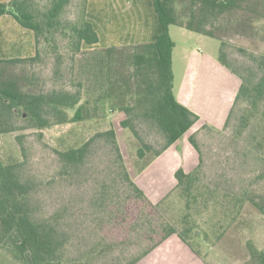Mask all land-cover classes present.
Segmentation results:
<instances>
[{
	"label": "rangeland",
	"instance_id": "374dc122",
	"mask_svg": "<svg viewBox=\"0 0 264 264\" xmlns=\"http://www.w3.org/2000/svg\"><path fill=\"white\" fill-rule=\"evenodd\" d=\"M51 1L29 0V3L40 11ZM258 1L264 0H242L243 12L217 14L209 20V27L224 42L228 61L240 81L239 73L254 76L257 66L254 57L264 54V17L257 19L253 10ZM85 11L86 0H70L62 15L64 26L53 29L49 39L45 37L41 42V59L11 65L10 72L30 91L80 90L82 99L74 109L68 110L69 117H73L87 97L92 99L89 108L94 117L56 123L41 130L21 128L0 134V154L4 161L23 160L26 178L38 186L35 198L39 214H57L60 226L67 231L66 253L77 258L100 244L105 248L95 264H132L161 236L162 224L174 223L183 231L185 224L181 218L188 213L187 225L201 235L193 240V246L210 264H263L260 252H264V212L252 202L264 200V126L258 122L260 115L259 119L242 125L246 104L241 102L226 128L225 124L220 131H212L204 128V124L196 131H200L197 136L200 149L193 145L189 135L199 161L201 156L203 161L193 194L186 196L176 189L174 174L171 180L166 176V186H160L161 178L151 164L166 150L156 158L152 151L139 159L140 138L121 124L126 114L110 107L106 100L95 101L99 91L94 86L93 67L88 63L94 55H100L86 44L82 53L73 51L67 26L83 19ZM170 34L175 41L174 92L178 96L189 64L196 61L194 51L219 61L221 42L179 25H171ZM141 122H137L140 137L155 149H161L162 134L156 127ZM17 125L24 127L26 122L19 119ZM110 129L116 131V141L132 179L154 204L159 203L157 206L133 194L130 184L120 174L114 147L100 137L91 145L86 163L78 172L71 174L62 169L58 150L79 146ZM20 141L25 146L23 155ZM258 143L262 146L257 149ZM174 154H169L168 159L175 171L177 163L185 160V154ZM150 159L152 162L142 169ZM242 190L246 196L239 208L235 197ZM171 237L180 238L178 234ZM162 244L141 256L136 264H149L148 257L160 254Z\"/></svg>",
	"mask_w": 264,
	"mask_h": 264
},
{
	"label": "trees",
	"instance_id": "16d2710c",
	"mask_svg": "<svg viewBox=\"0 0 264 264\" xmlns=\"http://www.w3.org/2000/svg\"><path fill=\"white\" fill-rule=\"evenodd\" d=\"M69 2L70 0H52L45 10L37 11L30 5L29 0L0 1V16L6 13L11 14L22 26L33 30L37 45L33 56L0 57V134L14 132L21 128L41 130L56 123L76 122L94 117L89 108L92 102L91 97H87L83 103H80L73 117H69L68 110L74 109L82 99L83 95L80 90L54 89L47 93L30 91L25 88L18 76L10 72L11 65L33 63L41 59V42L45 37L49 39L48 34L53 29L64 26L62 15ZM153 2L161 25V33L156 40L95 48L93 53H98L100 56L94 55L88 63L93 67L96 77L94 86L99 91L98 96L94 97L95 101L106 100L110 103V107L126 114L121 124L140 138L139 159H144L147 153L152 151L156 158L182 139L200 119L199 114L179 101L174 92L173 50L175 41L171 37L170 26L179 25L200 34L218 38L221 42L219 61L237 74L228 61L227 52L223 47L224 42L209 27V20L211 16L214 17L217 14L244 11L242 0H153ZM10 6L15 11L9 9ZM257 6L260 7L259 10ZM256 7L253 8L256 18H263L264 1L261 3L258 1ZM67 28L72 38L75 54L84 51V44L93 45L100 40L93 24L86 18V11L83 19L70 22ZM254 60L257 66L253 77L239 73L241 84L225 128L233 119L241 102L246 104L243 109L245 114L242 117V125L246 126L260 115L258 122L262 127L264 126V54L254 57ZM19 119L26 122L24 127L17 125ZM140 121L156 127L162 134L164 144L161 149H155L140 137L137 130V122ZM204 128L220 131L210 124H205ZM199 133L200 131L190 136V141L198 149H200L197 137ZM99 137L110 142L114 147L120 174L130 184L133 194L147 200L152 206H157L159 203L154 204L132 179L124 164L114 129L99 132L79 146L58 150L62 169L71 174L78 172L86 163L91 145ZM18 138L21 139V136ZM20 144L23 155L25 146L23 141H20ZM260 146L262 145L258 143L255 148L258 149ZM154 158L151 159L154 160ZM151 159L145 161L142 169L152 162ZM202 163L201 156L199 164L192 171H186L183 167L176 170V189H181L183 195L193 194ZM23 164V160L4 161L0 154V246L13 231H16L19 242L14 244L15 248L22 256L29 252L34 264H95V261L103 254L105 247L100 244L94 245L85 255L77 258L66 253L69 235L60 226L57 214L50 216L39 214L38 202L35 198L38 186L26 178ZM239 194L241 195L235 198L240 208V201L245 199L246 193L242 190ZM244 202L245 200L242 205ZM252 202L264 212V200L262 203L254 200ZM188 215L185 213L181 218V222L185 224L183 231H179L174 223L162 224L161 236L152 247L135 258L132 264H136L141 256L146 255L173 234H178L194 253L201 255L199 249L193 246V240L199 239L201 235L193 232L192 227L187 225ZM191 231L193 236L190 234ZM260 255L264 264V252H260Z\"/></svg>",
	"mask_w": 264,
	"mask_h": 264
},
{
	"label": "crops",
	"instance_id": "0c3cea01",
	"mask_svg": "<svg viewBox=\"0 0 264 264\" xmlns=\"http://www.w3.org/2000/svg\"><path fill=\"white\" fill-rule=\"evenodd\" d=\"M86 18L100 37L98 43L88 45L92 48L154 41L161 33L153 0H88ZM36 50L33 30L22 26L11 14L0 16V57H28L35 55ZM194 55L196 61L189 64L177 98L198 113L200 119L182 139L151 164L155 174L161 178L160 186H166V176L171 180V175H175L180 166L186 171L197 166L199 154L189 142V135L207 123L221 129L226 124L241 84L237 75L216 59L201 56V51H194ZM175 152L184 153L185 160L182 164L177 163L174 171L168 156H176ZM171 188L172 185L168 190ZM171 238L162 244L160 254L148 257L149 264H210L208 258L194 253L182 239ZM18 242V233L13 231L0 246V264H34L29 252L22 256L15 248L14 244Z\"/></svg>",
	"mask_w": 264,
	"mask_h": 264
},
{
	"label": "water",
	"instance_id": "95a60500",
	"mask_svg": "<svg viewBox=\"0 0 264 264\" xmlns=\"http://www.w3.org/2000/svg\"><path fill=\"white\" fill-rule=\"evenodd\" d=\"M9 9H11V10L15 11V9H14L12 6H10V7H9Z\"/></svg>",
	"mask_w": 264,
	"mask_h": 264
}]
</instances>
